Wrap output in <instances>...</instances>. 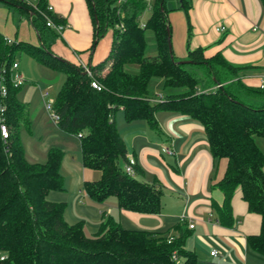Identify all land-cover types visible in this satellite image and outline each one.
Returning a JSON list of instances; mask_svg holds the SVG:
<instances>
[{
  "label": "trees",
  "instance_id": "trees-1",
  "mask_svg": "<svg viewBox=\"0 0 264 264\" xmlns=\"http://www.w3.org/2000/svg\"><path fill=\"white\" fill-rule=\"evenodd\" d=\"M0 1L31 16L41 40L40 45L23 41L9 44L0 33V84L4 77L7 87V94H0V106L5 107L9 130L7 139L0 136V255L4 256L0 264H197L195 253L184 247L188 235L184 220L169 235L125 229L111 215L103 214L98 230L87 236L82 221H65L64 202L46 199L50 190H64L59 172L62 152L50 148L42 163L29 162L25 157L18 126L27 122V112L16 98L19 87L11 85L8 70L17 50L65 73L53 109L61 130L76 137L81 133L82 165L101 171L99 179L82 183L91 200L103 202L114 196L119 208L160 213L161 190L123 171L121 161L125 163L128 158L113 116L122 109L126 122L145 120L158 130L157 111L180 112L202 124L212 157L227 159L223 177L214 184L223 193L222 203L212 202L220 223L233 226L231 199L235 188L240 187L248 211L261 217L258 233L246 236L247 245L264 256V153L255 142V137L264 138V103L244 97L263 96V89L243 85L236 67L221 55L206 58L201 47L188 49L184 59L188 62L179 63L170 48L165 0L153 1L144 27L139 21L146 9L144 0H127L120 5L114 0H86L95 29L94 42L108 29L112 33L110 51L90 67L91 76L79 64L52 54L44 43L43 31L51 29L41 13L46 10L45 0H38V10L24 0ZM182 2L186 7L187 1ZM261 3L264 7V0ZM117 24L122 26L117 28ZM147 28L154 31L157 53L153 56L145 54ZM132 63L138 66L135 73L126 69ZM185 64L203 67L205 83L188 72ZM92 79L100 90L92 87ZM158 80L164 93L157 98L151 91ZM173 253L177 260L172 259Z\"/></svg>",
  "mask_w": 264,
  "mask_h": 264
},
{
  "label": "crops",
  "instance_id": "crops-1",
  "mask_svg": "<svg viewBox=\"0 0 264 264\" xmlns=\"http://www.w3.org/2000/svg\"><path fill=\"white\" fill-rule=\"evenodd\" d=\"M24 1L32 6L38 2ZM45 1L53 7L54 19L65 24L61 33L47 28L43 31V41L52 54L73 64L82 61L89 67L105 59L111 48L112 33L108 29L94 42L95 29L86 0ZM186 1V7L182 0L166 6L172 55L184 60L188 49L201 47L206 58L221 55L228 64L236 67V76L243 85L264 90L259 87L264 79V7L261 0ZM6 7L27 16L15 7ZM221 26L223 30L218 29ZM37 37L40 45L38 34ZM134 65L128 64L126 69ZM244 97L254 103H264V95ZM26 112L28 114L27 108ZM155 117L158 130L145 120L126 122L122 109L113 116L127 158H133L134 165L140 169L138 172L134 169L133 176L162 192L160 213L144 214L119 208L116 198L108 197L103 202L91 200L83 192L82 183L99 179L101 171L82 165L78 137L59 127L60 134H55L57 142L53 145L43 143L29 151L31 160L25 155L29 162L42 163L50 148L56 147L62 152L59 172L64 190H50L46 199L64 202L65 221L70 224L82 221L87 236L98 230L103 214L111 215L125 229L169 235L175 232V226L184 217L188 229L184 247L195 253L197 264H264V256L253 251L246 242L247 235L258 233L261 217L248 211L240 187L235 188L231 199L232 227L221 224L213 208V201L221 204L223 200L222 191L214 184L223 177L227 159L212 157L202 124L175 111L160 110ZM255 142L264 153V138L258 142L255 137ZM162 147H169L174 153H165ZM123 164L121 161V166ZM189 223L193 224L192 228ZM212 250L216 254L211 255Z\"/></svg>",
  "mask_w": 264,
  "mask_h": 264
},
{
  "label": "rangeland",
  "instance_id": "rangeland-1",
  "mask_svg": "<svg viewBox=\"0 0 264 264\" xmlns=\"http://www.w3.org/2000/svg\"><path fill=\"white\" fill-rule=\"evenodd\" d=\"M114 1L117 3V0ZM177 2L178 0H165L166 6L171 4L176 5ZM151 13L152 9L146 8L140 15L139 21L145 24ZM0 32L4 35L5 39H10L12 42L23 41L30 42L33 45L39 44L36 31L28 17L21 16L13 9L7 8L3 3H0ZM144 35L146 40L145 54H156L157 45L154 31L151 28H147ZM14 61L19 66L17 71L24 75L26 79L25 84L23 83L19 87L16 98L28 110L27 122L21 123L20 126V139L25 149L26 157L31 160L29 151L35 150L43 143L53 145L57 142L58 138L56 135L60 134V132L56 120L51 116L50 111L46 109V103L49 100L54 104L57 93L66 76L64 72L52 69L38 62L22 50L16 51ZM135 65L133 67L136 68L129 66L127 70L132 73L137 72L138 66ZM184 68L194 76H197L201 83H205L206 74L203 67L197 64H185ZM44 92H47L48 96L43 97ZM151 93L157 98L164 93V90L159 86L157 81L152 86ZM262 139L256 137L258 142L262 141ZM36 153L39 154V152ZM109 198L115 199L114 196H110Z\"/></svg>",
  "mask_w": 264,
  "mask_h": 264
},
{
  "label": "built area",
  "instance_id": "built-area-1",
  "mask_svg": "<svg viewBox=\"0 0 264 264\" xmlns=\"http://www.w3.org/2000/svg\"><path fill=\"white\" fill-rule=\"evenodd\" d=\"M127 0H117V4H122L125 3ZM146 2V8L151 9L152 7V3L154 0H144ZM35 9L38 10L37 6H34ZM53 11V7L49 4L46 5V10L42 13V16L44 17L45 20V24L47 27L53 29L55 32L57 33H61L62 30L65 28V24L62 22H55L52 17H51V12ZM118 12H120V7L118 9ZM122 24H117L116 27L119 28L121 27ZM140 26L144 27L145 24L140 22ZM219 30H223L224 27H219ZM6 42L11 44L12 41L10 39H6ZM79 65L83 68V70L89 75L91 76V70L90 67L87 66L86 64H84L82 61H79ZM18 69V63L13 61L9 67V76H10V83L14 88H18L20 87L24 82H25V78L23 77V75L17 71ZM5 71V70H4ZM3 71V72H4ZM3 82H1L0 84V94L1 96H5L7 94V87L6 84L4 82V77L1 79ZM91 85L92 87L96 88L97 90H100L101 86L99 85V83L97 81H95L94 79L91 80ZM260 88H264V79L261 80V83L259 85ZM47 93L43 94V97H46ZM4 106L1 105L0 106V136L2 139H7L9 137V130L7 127V124L5 122V118H4ZM46 109L48 111H50L51 116L54 118V120H58V114L54 111L53 109V103L52 101H49L46 103ZM78 137L81 136V133H78L77 135ZM162 151L165 153H174L173 149L169 148V147H162ZM134 164L135 161L133 158L129 157L128 161H126L123 165V171L129 175H133L134 174ZM181 220H184V217H181ZM190 228L193 227L192 223H189L188 225ZM172 240V236H169L168 238V242H170ZM211 255L216 254L215 250L210 251ZM4 256L0 255V259H3ZM172 259L177 260L176 254L173 253L172 254Z\"/></svg>",
  "mask_w": 264,
  "mask_h": 264
},
{
  "label": "water",
  "instance_id": "water-1",
  "mask_svg": "<svg viewBox=\"0 0 264 264\" xmlns=\"http://www.w3.org/2000/svg\"><path fill=\"white\" fill-rule=\"evenodd\" d=\"M179 63H184V62H188L187 60H179Z\"/></svg>",
  "mask_w": 264,
  "mask_h": 264
}]
</instances>
